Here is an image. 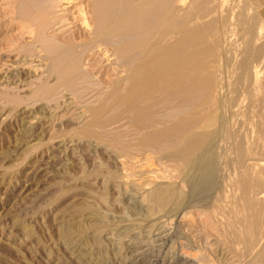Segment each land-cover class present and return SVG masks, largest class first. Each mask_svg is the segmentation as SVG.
Returning a JSON list of instances; mask_svg holds the SVG:
<instances>
[{
    "label": "bare ground",
    "instance_id": "1",
    "mask_svg": "<svg viewBox=\"0 0 264 264\" xmlns=\"http://www.w3.org/2000/svg\"><path fill=\"white\" fill-rule=\"evenodd\" d=\"M228 1L17 0L11 21H18L35 53L30 59L11 58L9 68L14 77L28 75L23 87L32 88L43 103L39 110L44 115L35 124H27L26 133L36 134L39 140L46 135L50 138L52 121L48 120L55 112L61 115L54 122L62 121L56 127L72 126L80 141L98 143L106 128L123 130L125 135L120 133L122 137L114 141L118 153L108 143L105 146L112 149L104 150L107 156L102 157L113 168L105 174L110 190L125 184L137 172L132 169L137 164L140 175L133 182L129 179L131 188H138L149 203L170 206L175 213L185 204L187 195L180 192L183 185L200 192L214 179L215 140L223 132L219 143L230 151V156L225 155L229 192L220 196L219 188L222 201L215 202V212L223 213L219 214L217 236L221 242L215 238L221 245L218 249L215 245V264L235 259L240 264H264V28L251 27L256 24L252 16L254 22L248 20L252 24L241 28L246 40L239 51L236 41L233 43L238 24H233V14L222 10L229 6ZM217 13L225 14L217 15L221 20L218 29ZM222 68L232 74L231 86L226 83L228 74L224 80ZM46 111L52 113H46L49 118L45 121ZM30 114L28 109L20 110L22 116ZM74 141L68 144L72 146ZM133 146L135 153L143 152L135 154L130 151ZM145 149L161 152L159 157L174 164L160 174L145 167L141 161L151 158L147 152L143 154ZM120 176L123 182L117 178Z\"/></svg>",
    "mask_w": 264,
    "mask_h": 264
},
{
    "label": "rangeland",
    "instance_id": "2",
    "mask_svg": "<svg viewBox=\"0 0 264 264\" xmlns=\"http://www.w3.org/2000/svg\"><path fill=\"white\" fill-rule=\"evenodd\" d=\"M14 1L17 0H0V78L2 77V80L0 79V115L2 114L0 117V264H215V250L221 247L218 241L215 242V238L219 237L218 224L220 223L218 222L222 219L219 214H223L215 212V202H217L216 200L218 203L222 201L218 194L219 188L220 196L229 192L225 155L228 157L230 151H228V146L219 143L223 132H219L221 135L218 133V141L215 140V155H217L215 157L217 158L211 164L214 179L200 192H193L183 185L185 188L181 187L180 192L187 196L179 213L171 211L170 206H165L166 208L158 206V208L157 205L149 203L145 199L146 196L137 190L138 188L133 185L131 188L130 180L133 182L140 175L137 164L132 165V169L137 172L134 173L131 169L134 174L131 173L130 180L125 182L126 185L119 184L117 191L110 190L109 184L111 183L106 180L105 174L113 168H110L112 166L107 157L103 159L105 158L103 156H107L104 155L106 154L104 150L109 149L108 151H110L112 146L114 147L113 151L117 150L115 138L122 137L120 136L124 133L122 129L121 133L120 130L106 128L105 133L102 131L103 139L98 142L99 144L95 140L80 141L73 135L75 130H72V126H68L70 130L68 127L63 129V126L61 130L57 128L58 120L55 123L54 117L56 119L58 113L55 112L49 116L52 112L46 111L44 116L46 119L43 120L46 121L50 117L48 121H52L49 125L50 138L46 135L39 140L36 134L25 132L26 126L35 124L38 118L44 114L39 110L43 103L33 95L34 90L32 88L27 90L28 86L23 87L28 75L21 74L22 76L15 75L14 77V73L9 68V64H13L11 58L15 59V56H21L22 59H30L31 55L35 53H32L35 51L34 45L27 38L28 36L20 30L21 26L18 21L13 22ZM228 2L229 6L222 10L226 9L225 13L228 10L234 15L231 17L240 19L238 21L232 18V22L236 21L238 24H236L238 27L235 25L237 35L235 38L239 40L234 38L233 43L236 41L234 45L240 51V47L244 49L243 44L246 40L241 28L250 26L254 22L252 16L256 18L257 25L253 23L251 27L262 26L264 28V0H229ZM223 14H215L218 21L215 20L217 22L215 23L216 29H218V23L221 24V20L217 17L220 15L224 17L225 14ZM11 19L13 20L11 21ZM248 20L253 22L249 24ZM254 24L257 27H254ZM238 37L241 38L238 39ZM242 37L244 41L241 43ZM210 40L212 41V39ZM10 51L13 54L10 55ZM216 53H218V49ZM224 69L225 72L222 68L223 75L226 74L224 80H227L229 75L226 83L231 86L234 78L231 77L232 74L228 69ZM11 73L13 74L11 75ZM17 81H20V84ZM23 108L31 111L30 115H25L28 116L25 119H22L25 116L20 115V110ZM36 111L40 113L37 115ZM60 115L61 113L58 116ZM31 116L33 120L30 118ZM59 121L62 122L61 119ZM108 131L110 134H107ZM110 135L113 137L111 138ZM109 137L110 140H107ZM69 140L72 142L75 140L73 144L71 143L72 146L69 145L70 143L68 144ZM76 141L78 142L76 143ZM57 144L59 145L57 146ZM107 144L112 146L106 147ZM102 145L106 149H102ZM65 146L67 148H64ZM59 147L61 148L59 149ZM71 147L75 148V151ZM134 148L136 147L133 146L130 151L134 152ZM137 148L139 150V147ZM63 149L68 151L63 152ZM151 150L145 149L143 154L147 152L146 155L151 158L149 161L146 160L147 163L146 161H141V163L143 162L145 167L148 165L150 168H154L159 174L165 173L168 169L166 167L174 163L159 157L161 152L158 154L157 151L152 150L153 154ZM60 151L62 152L60 153ZM91 151L97 154H92ZM133 152L130 153L134 154L135 152ZM100 153H102L101 156ZM151 153L152 156L149 155ZM207 156L205 158L210 160L211 158ZM207 159H204V162H208ZM109 163L110 165H107ZM213 168H215L214 172ZM117 178L122 182L124 180L121 176ZM95 179L99 183L89 185L88 181L93 183ZM100 181H103V187ZM192 226L194 228H191ZM193 230L197 232L195 233ZM218 240L221 242V238ZM185 256H190L188 259L186 258L187 261H185ZM218 264L220 263L218 262ZM223 264L240 263L235 259V261L230 260Z\"/></svg>",
    "mask_w": 264,
    "mask_h": 264
}]
</instances>
